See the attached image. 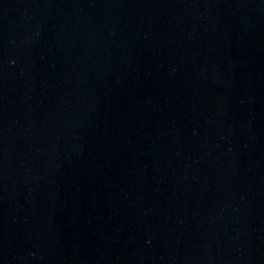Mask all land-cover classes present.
I'll list each match as a JSON object with an SVG mask.
<instances>
[{"label":"water","instance_id":"95a60500","mask_svg":"<svg viewBox=\"0 0 264 264\" xmlns=\"http://www.w3.org/2000/svg\"><path fill=\"white\" fill-rule=\"evenodd\" d=\"M0 264H264V0H0Z\"/></svg>","mask_w":264,"mask_h":264}]
</instances>
